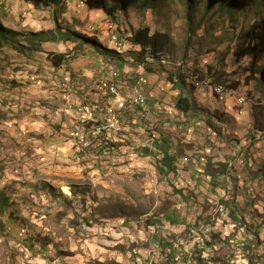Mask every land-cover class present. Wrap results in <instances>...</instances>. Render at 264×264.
Segmentation results:
<instances>
[{"label":"rangeland","instance_id":"rangeland-1","mask_svg":"<svg viewBox=\"0 0 264 264\" xmlns=\"http://www.w3.org/2000/svg\"><path fill=\"white\" fill-rule=\"evenodd\" d=\"M0 24L12 31L0 43V264H145L133 253L141 232L146 255L169 247L161 264H173L191 253L193 225L215 244L216 233L227 237L207 263L264 264V0H0ZM144 25L170 40L158 60L148 57L154 73L129 41ZM59 28L98 44L65 41ZM181 70L196 112L177 106L183 91L169 74ZM115 73L129 99L113 117L122 132L71 141L70 132L95 131L91 106L111 100ZM191 75L224 92L193 87ZM79 100L88 116L77 118ZM109 116L114 105L98 123ZM166 149L176 170L162 165Z\"/></svg>","mask_w":264,"mask_h":264},{"label":"trees","instance_id":"trees-1","mask_svg":"<svg viewBox=\"0 0 264 264\" xmlns=\"http://www.w3.org/2000/svg\"><path fill=\"white\" fill-rule=\"evenodd\" d=\"M45 5H62L65 0H37ZM141 2H144L145 0H139ZM154 2H158L160 0H153ZM255 2L259 3L260 1L263 2V0H254ZM190 8V7H189ZM191 9V8H190ZM110 12V11H109ZM112 13V12H110ZM60 29V28H59ZM43 33H39L37 36H41ZM58 35L65 41L70 40H76V39H82V41H95V44H98V39H92L89 37H86L82 35V33L78 31H65L62 32L61 29L58 33ZM12 39V31L4 27L2 24H0V43H7ZM131 44L136 47L140 48L141 51L138 53V62L140 61L142 64H144V67L149 70L150 72H157V68L155 67V61L158 60L160 51H165V46L169 44L170 40L167 36L164 34L155 32L152 33V29L149 25H144L142 27H138L133 30V33L130 37ZM81 44V43H80ZM104 50H106L108 53H111L112 55H115L117 57H121L122 55L118 53L117 51L113 49H108L106 47H101ZM262 53L264 52V48L261 49ZM158 52V53H157ZM68 57V53H55L52 57V63L56 67H61L65 60ZM148 57H151L149 60ZM157 57V58H156ZM160 60V59H159ZM162 71H165V68L161 69ZM182 71V70H181ZM184 74V76L182 75ZM182 74L173 73L170 72L169 74V80L173 82V84L177 85L180 89H182L183 92L178 97L177 106L179 109L185 112L197 111V107L195 105L194 100H191L190 97H188L185 93V86L187 85V77L185 72L182 71ZM258 122V121H257ZM263 125L262 123H260ZM207 125L209 128H212L215 132L218 134L220 133V129L217 127V125L214 123L211 117L207 118ZM260 130L263 131L264 127H260ZM162 165L164 168H168L169 170H176L175 164V156L172 155L168 149L165 150L163 158L161 160ZM233 216L236 218V213L233 212ZM229 239V238H228ZM204 257H200L201 261L203 262ZM201 262V264H202Z\"/></svg>","mask_w":264,"mask_h":264},{"label":"built area","instance_id":"built-area-1","mask_svg":"<svg viewBox=\"0 0 264 264\" xmlns=\"http://www.w3.org/2000/svg\"><path fill=\"white\" fill-rule=\"evenodd\" d=\"M82 3V1H81ZM123 37L121 35H118V40L123 41ZM115 72V69H114ZM111 80V87H110V92L106 95V97L111 98V100L106 101V106L107 105H114V116H109V124H101L98 123V115L106 114V106H99L98 101L94 100L93 106H91V110H96L97 111V120H96V129L94 132H85L81 137H74L71 132L69 133L70 140H84L87 136L89 137H94V138H101V137H107L109 138L112 134H120L122 132L121 128H116L115 125H113V117H115L116 113H124V110L126 109V106L128 104L129 99L126 98V95L122 90L123 87V82L120 73H115V79H109ZM145 82V77H140L138 80V84L141 85V83ZM98 90H100V87L98 85ZM98 94V93H97ZM96 94V95H97ZM241 103V102H238ZM79 105V114L77 115V118L79 116H88V113H83V105L80 104V100L78 101ZM148 101L144 100V94H143V100L140 101V108L139 111L142 112V114L146 117L148 114ZM242 113V110H241ZM89 120V119H88ZM102 125H111V132L109 133H102ZM124 223H122L121 226ZM125 227V234H131V228L128 226ZM134 228L137 229V225L134 226ZM149 229H151L152 233L154 232V226H149ZM189 232L191 235H196V243H193L192 246V251H189L191 253H187L185 260L184 261H177V258H174V263L173 264H186L190 259H197V257H204V264H210L211 262L208 261V263L205 261L210 254L211 250L219 249L221 246L225 244V241L227 237L223 234L216 233L218 234L217 236L221 237L219 243L215 244L213 242V238L216 236L215 233L212 231L207 230V227H205V233H197V225H193L192 227L189 228ZM227 234V233H224ZM132 235V234H131ZM144 232H141L139 236H134L132 235V242H136V250H133V253L135 256L138 255H145V264H161V257L162 256H170L171 249L169 247H166L164 249H161L157 247L158 252L154 251L153 256L146 255L145 249L142 247H139V240L144 237ZM124 236V235H121ZM165 236V235H163ZM164 252V254L162 253ZM198 251L197 254L195 252ZM148 253V252H147ZM199 255V256H197ZM157 256V258H156ZM212 264V263H211Z\"/></svg>","mask_w":264,"mask_h":264},{"label":"bare ground","instance_id":"bare-ground-1","mask_svg":"<svg viewBox=\"0 0 264 264\" xmlns=\"http://www.w3.org/2000/svg\"><path fill=\"white\" fill-rule=\"evenodd\" d=\"M113 38L116 40L117 44H123L122 40H118V36L117 35H113ZM121 47V46H120ZM188 79L190 81V84L193 87H198V88H206L207 86L211 89V91L213 90L215 93L217 94H222L224 92V88L220 85H214L211 83L210 80H201L197 75H191L188 76ZM244 98H242L241 100H243ZM89 110V109H88Z\"/></svg>","mask_w":264,"mask_h":264},{"label":"crops","instance_id":"crops-1","mask_svg":"<svg viewBox=\"0 0 264 264\" xmlns=\"http://www.w3.org/2000/svg\"><path fill=\"white\" fill-rule=\"evenodd\" d=\"M78 98H79V96H78Z\"/></svg>","mask_w":264,"mask_h":264}]
</instances>
